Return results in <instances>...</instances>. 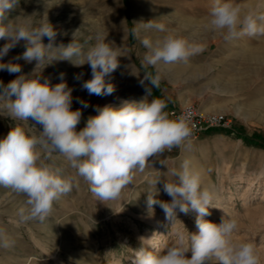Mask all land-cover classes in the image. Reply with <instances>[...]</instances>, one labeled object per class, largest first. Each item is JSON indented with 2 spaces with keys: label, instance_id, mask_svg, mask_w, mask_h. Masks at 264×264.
<instances>
[{
  "label": "rangeland",
  "instance_id": "obj_1",
  "mask_svg": "<svg viewBox=\"0 0 264 264\" xmlns=\"http://www.w3.org/2000/svg\"><path fill=\"white\" fill-rule=\"evenodd\" d=\"M250 1L236 0L241 5ZM210 6L211 0H20L9 12V19L17 22L38 24L47 17L57 32L54 41L57 47L75 40L86 50L95 43L96 35L102 34L120 48L123 56L118 57L119 66L109 77L115 91L107 96L89 95L83 88V83L92 78L91 68L87 63L77 66L73 63L75 58L73 62L55 60L37 68L35 61L17 59L26 50L23 40L0 61L21 67L19 73L0 70L3 86L21 74L39 75L41 81L46 78L52 86L65 82L72 89L71 110L80 109L82 113L76 131L82 130L87 120L98 114L97 106L118 107L121 104L118 98L140 101L146 95L149 82L141 85L140 80L145 71L154 73L155 69L141 66L145 49L130 29L137 22L142 37L148 35L155 39L164 35L145 30L143 24L149 21L163 23L190 41L207 45L187 64L161 65L163 79L160 88L152 89L153 96L167 100L168 112L192 103L204 113L225 114L230 126L199 135L190 151L173 149L161 154L159 159L150 157L151 166L145 173L137 174L133 185L123 191L119 200L105 204L92 196L88 184L76 176L62 156L53 153L49 163L59 168L63 176L73 177L78 187L56 201L52 214L43 222H21L17 211L24 205L25 197L0 187V233L10 242L9 247H0V264H132L133 249L141 244L149 250H163L184 227L196 233L195 211L190 210L188 214L177 211V220L171 224L158 205L152 210L147 207L149 181L160 178L154 198L170 201L171 197L163 191L164 173L178 168L185 159L202 172L203 187L214 193V207L205 219L219 224L224 216L238 218L239 231L235 238L255 242L264 264V108L253 107L256 111L253 115L246 112L250 102L264 97L261 92L264 91V66L257 75L251 74L243 55L245 49L262 45L264 38L245 35L226 41L222 35H205L198 25L182 24L185 18L196 21L207 18ZM253 9L264 12V0H255ZM5 42L0 40V47ZM42 42L47 45L49 40L43 37ZM239 77L245 85L243 90H237L232 82ZM247 79L253 81L249 83ZM254 89L262 94L255 95ZM80 101L89 106L83 108ZM17 123L0 110V139ZM28 123L35 127L33 132L37 135L43 130L31 118ZM165 159L167 165L161 163ZM156 244L159 246L155 247Z\"/></svg>",
  "mask_w": 264,
  "mask_h": 264
},
{
  "label": "clouds",
  "instance_id": "obj_2",
  "mask_svg": "<svg viewBox=\"0 0 264 264\" xmlns=\"http://www.w3.org/2000/svg\"><path fill=\"white\" fill-rule=\"evenodd\" d=\"M19 2L0 0V40L6 41L0 47V61L23 40L26 50L17 59L35 61L37 68L55 60L73 62L75 58L73 63L77 66L87 63L91 68L92 78L83 83L89 95L113 94L115 88L109 77L119 66L118 57L123 56L114 42L97 34L95 43L86 50L75 40L67 46H54L57 32L47 17L38 24L9 19V12ZM134 24L137 26L130 29L131 34L145 49L140 64L144 69H155L154 73L145 71L140 80L141 85L149 82L146 95L140 101L124 100L118 107L97 106L98 114L90 117L80 131H76V126L82 113L80 109L71 110L72 89L65 82L52 86L46 78L41 81L39 75L23 74L7 86L0 82V110L18 121L0 139V187L25 197L24 205L17 211L21 222L45 221L52 214L54 203L78 187L73 177L63 176L59 168L49 163L53 153L62 156L76 176L88 184L92 196L105 204L119 200L123 191L133 185L137 174L145 173L151 166L150 157L159 159L173 149L191 150L196 127L191 112L169 113L167 100L154 97L152 89L160 88L161 65L187 64L207 45L190 41L163 23L152 21L144 23V29L164 35L155 39L142 37L139 23ZM206 26L221 33L226 41L245 35L264 38V12L246 8L236 0H211ZM43 37L48 38L47 45L42 42ZM0 70L19 73L21 67L10 61L0 62ZM80 103L83 108L89 106L87 102ZM29 118L42 125L38 135L33 132L35 127L29 125ZM161 163L167 165V159ZM164 176L163 191L171 200L155 199L158 194L155 186L160 178L151 180L148 209L158 205L171 224L177 220V211L184 214L195 211L198 231L190 233L184 227L163 250H149L141 244L133 249L132 264H261L256 243L235 238L238 218L224 216L219 224L205 219L214 207V193L203 187L202 172L189 160H183L178 168L168 169ZM9 246L8 238L0 233V247Z\"/></svg>",
  "mask_w": 264,
  "mask_h": 264
},
{
  "label": "bare ground",
  "instance_id": "obj_3",
  "mask_svg": "<svg viewBox=\"0 0 264 264\" xmlns=\"http://www.w3.org/2000/svg\"><path fill=\"white\" fill-rule=\"evenodd\" d=\"M254 3H255V0H251L250 2H248L247 4H245L243 6H246V8L247 7L253 8ZM182 24L187 25V26L198 25L199 29H201V31H204L205 35L210 36V34H212L214 36H219V37H220V35H222L221 33L217 32V31L210 30L206 26L207 25V18L206 17H203L199 21L193 20L191 18H185V19H183ZM196 29H197V27H196ZM196 33H197V31H196ZM243 55L249 62V68H250L251 74L253 73L254 75H257L259 73V70L262 68V66H264V43L260 46H257V47H251V48L245 49V51L243 52ZM260 71H262V69ZM243 75H244V73H243ZM242 80H243L242 77H239V79H236V78L233 79L232 82H234L236 84L237 90H243L245 88L244 82ZM252 81H253V79H247V82H249V83H251ZM261 92H264V91H261ZM261 92L254 89L255 95L262 94ZM119 97H121V96H119ZM117 102H122V101L120 98H118ZM250 105H251V107H248L249 109H247V111L245 110L246 108L244 109L247 112V115H253L256 112L253 109V107L264 108V97H260V98L253 100L252 102H250ZM214 114L216 115V113H214ZM143 234H146V233H143ZM156 246H159V244H156L155 247Z\"/></svg>",
  "mask_w": 264,
  "mask_h": 264
},
{
  "label": "built area",
  "instance_id": "obj_4",
  "mask_svg": "<svg viewBox=\"0 0 264 264\" xmlns=\"http://www.w3.org/2000/svg\"><path fill=\"white\" fill-rule=\"evenodd\" d=\"M184 112H191L192 121L195 124L193 140L209 130H226L230 126V120L224 114L204 113L198 106L192 103H185L178 109H171L169 113L180 115Z\"/></svg>",
  "mask_w": 264,
  "mask_h": 264
},
{
  "label": "crops",
  "instance_id": "obj_5",
  "mask_svg": "<svg viewBox=\"0 0 264 264\" xmlns=\"http://www.w3.org/2000/svg\"><path fill=\"white\" fill-rule=\"evenodd\" d=\"M210 131V130H209ZM205 133V132H204Z\"/></svg>",
  "mask_w": 264,
  "mask_h": 264
}]
</instances>
